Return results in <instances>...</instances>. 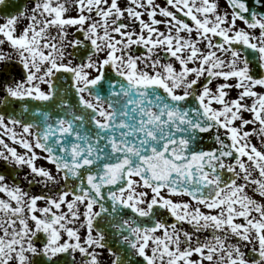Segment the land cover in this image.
Returning a JSON list of instances; mask_svg holds the SVG:
<instances>
[{"label":"snow or ice","instance_id":"6c2138e0","mask_svg":"<svg viewBox=\"0 0 264 264\" xmlns=\"http://www.w3.org/2000/svg\"><path fill=\"white\" fill-rule=\"evenodd\" d=\"M225 3L0 0V159L28 170L27 187L0 173V264H264V202L247 192L264 197V0ZM25 98L39 116L8 111Z\"/></svg>","mask_w":264,"mask_h":264},{"label":"flooded vegetation","instance_id":"af4514ba","mask_svg":"<svg viewBox=\"0 0 264 264\" xmlns=\"http://www.w3.org/2000/svg\"><path fill=\"white\" fill-rule=\"evenodd\" d=\"M156 2L157 3H160L161 5H163L166 2V0H156ZM32 3H33V0H26V4H25V7L24 8L30 9L31 6H32ZM219 3H220V9L221 10H229L228 9V6L225 3V0H219ZM249 3H250V6L253 7V8H257L258 7L257 5H255L254 0H249ZM181 18H184L188 22L191 23L190 18L183 17L182 14H181ZM2 22H3V16L0 15V23H2ZM18 22H21L22 23L21 26H25L27 24V20L26 19H21ZM237 26L238 27H246L243 24V22H241L239 20L237 21ZM17 30L19 31L20 30V27ZM55 31H56L55 28H53L52 29L53 34L55 33ZM67 31L69 33L68 39H70V40L71 39H74V38H81V39H83L82 36H78L77 32L74 35L72 29L71 30L68 29ZM254 32L258 34L259 29L254 30ZM236 47L240 48V45H236ZM244 47H246V46H244ZM0 50H2L4 52H9L11 54L10 47L7 44L4 45V46H2V48H0ZM68 51L69 52H72V49L69 47ZM140 51H142V50L140 49ZM71 59L73 60V63H79V61L76 60V59H74L73 56L71 57ZM11 64L15 66V69L13 71H10L8 73V78L9 79L15 78L17 80L23 79V77L21 75H19V73L22 71V66L19 64V61H18V59H16L15 56H13V60L11 61ZM68 76H69V74L66 73L65 74V77H68ZM43 87H46V85L43 86ZM52 168H54V166H52ZM4 173H9V176L12 179H14L15 177H18L19 175L22 174V169L21 168L15 169V168L9 167V168H7V171H5ZM19 181H20V183H22L23 179H19ZM32 187H34V189H36V194H39L41 192L42 188H43V185H39L38 184V185H35V186H32ZM173 198L174 199H178V200H190V198L187 197V196H183V197H173ZM69 199H71V195L69 196ZM164 220H166L169 224L175 222L177 224V228H180L181 226H183L186 230H190V226H188L186 224L181 225L180 222L175 221V218L174 217H171L170 215L165 214ZM157 234H162V232L158 231ZM197 235L199 236V238L201 240H203V239H205L206 237L209 236V232H203V233H200V234H197ZM64 238H66V236ZM182 239H183V237H182ZM195 241H196V236H194V238H193V243L194 244H195ZM182 247H183V245H182ZM244 247H246V250L247 251L250 249L249 248V244L247 246H244ZM73 257L76 260V264H81V256H80L79 253H74V254H72V256H68L67 257V260H68L69 264H71V260H72ZM103 258L105 260L108 259V254L106 252L103 253ZM133 259L136 260L137 258L136 257H133Z\"/></svg>","mask_w":264,"mask_h":264},{"label":"rangeland","instance_id":"374dc122","mask_svg":"<svg viewBox=\"0 0 264 264\" xmlns=\"http://www.w3.org/2000/svg\"><path fill=\"white\" fill-rule=\"evenodd\" d=\"M69 2H71V0H69ZM121 2L124 3V4H127V0H121ZM159 4H160V3H159ZM68 14H69V15H75V12L72 11V10L70 9V11H69ZM157 18H158V19H162V17H160L159 15H158ZM145 19H147V17H145ZM21 24H22L21 22H18V25H19V26H21ZM18 28H19V27H18ZM68 29H70V30L72 29L73 34L75 35V33H76V29H74V28H70V27H69ZM68 29H67V30H68ZM182 34H183V33H182ZM0 38H2V37H0ZM97 55H103V54H97ZM95 58H96V56L93 57V59H95ZM218 82H222V81H213V84L218 83ZM229 82H230V83H233V84L235 83L234 80H230ZM256 90H257V91H260L261 89L259 88V86H257ZM239 92H240V89H234V90L230 91V93H229L230 98H235V96L238 95ZM3 95H4V93H3L2 91H0V97H3ZM251 100H252V98H248V99H247V102H248V103H251ZM244 115H245L246 118H250V114H249V113H245ZM247 127H248V128H252V127H254V125H248ZM15 130L17 131V133H20V131H21V129H20L19 126H16V129H15ZM0 135H3L2 132H0ZM4 139H5V141H6L10 146H12V147H16L17 150H18L19 152H23V151H24V149H22V147H21L20 145H18V144H16L15 142H13L9 137L5 136ZM251 142H252V143H255V144L257 145L258 148H264V142H262L261 138L258 137V136H253V137L251 138ZM37 163H38V164H43V165L46 166V167L52 168V165L49 164V163L46 162V161H37ZM9 167H12V168H15V169H17V168H21V169H22V174L19 175L18 177H15L14 179H12V178L9 176V173H4L5 171H7V168H9ZM27 171H28V170H27L26 167H23V168H22V167H20V166H16V165H13V164H9L8 162L4 161L3 159H0V173H3V174L5 175V177H6V180H7L8 182H10V183H11L13 180H15L16 182L20 183L19 179H23V177L25 176V173H26ZM19 174H20V173H19ZM257 177H258V172H253V178H257ZM20 184H21L22 187H27V183H26V181H24V179H23L22 183H20ZM255 187H256L255 185L250 186V187L247 189L248 194L251 195V196H253V198H255V199H257V200L264 202V197H261V196L256 192ZM31 191H32L33 194H36V189H34V187H31ZM0 195H3V194L0 193ZM39 204L42 205V204H43V201L39 202ZM202 211H207V210L204 209V208H202ZM237 222H242V218H237ZM237 239H238V238H237ZM232 242H235V240H233ZM249 246H253V245H252V244H249ZM257 247H258V245H257ZM192 258H193V259H198V256H197L196 254H193V257H192ZM205 264H207V262H205Z\"/></svg>","mask_w":264,"mask_h":264},{"label":"water","instance_id":"95a60500","mask_svg":"<svg viewBox=\"0 0 264 264\" xmlns=\"http://www.w3.org/2000/svg\"><path fill=\"white\" fill-rule=\"evenodd\" d=\"M15 1H17V0H10V2L12 4H14L15 6H17V8L22 9L23 8V3L25 2V0H19V2L17 1L18 3H15ZM15 10L16 9H12V11H15ZM0 13L3 14L2 12H0ZM74 54H78V53H74ZM261 71H264V70H261ZM22 103H29V105L30 104L33 105V106H29V116H28L29 119H31L33 117H36V116H39V113H36L35 109H36V107L43 106V104H44V102L43 103L42 102H38V101H35V100H31L30 98H25L24 100H16L12 104H22ZM22 107L23 106H9L8 111H11L14 108L17 113H21L22 112ZM0 110H3V109L0 108ZM44 110L45 111H51V108L50 107H45ZM204 143L205 144L210 143L208 137H205Z\"/></svg>","mask_w":264,"mask_h":264}]
</instances>
